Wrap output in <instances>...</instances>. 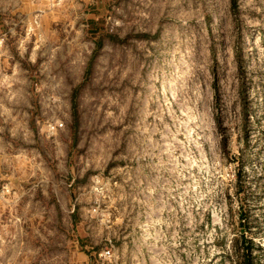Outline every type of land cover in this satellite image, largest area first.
Returning <instances> with one entry per match:
<instances>
[{
  "label": "rangeland",
  "instance_id": "obj_1",
  "mask_svg": "<svg viewBox=\"0 0 264 264\" xmlns=\"http://www.w3.org/2000/svg\"><path fill=\"white\" fill-rule=\"evenodd\" d=\"M0 35V264H264V0H0Z\"/></svg>",
  "mask_w": 264,
  "mask_h": 264
},
{
  "label": "built area",
  "instance_id": "obj_2",
  "mask_svg": "<svg viewBox=\"0 0 264 264\" xmlns=\"http://www.w3.org/2000/svg\"><path fill=\"white\" fill-rule=\"evenodd\" d=\"M52 1V7H60L65 1L67 0H51ZM110 19V18H109ZM37 23L34 21L33 25H36ZM31 25L29 27L27 32H34L36 30V27ZM5 38L3 35H0V57L3 56V46H4ZM42 128H44V131L47 133V135H51L52 133H56L60 128H63V123L60 120L55 121H48L44 122L42 125ZM93 186L92 190L97 194V196L103 197V193H109L110 188L112 185H116V182L112 181V178H100L98 176L95 177L93 180ZM9 193V187L7 183H2L0 185V197L3 198ZM91 213H94L96 217L104 224H110L111 222V213H106V210L100 209V204H97L95 207L92 208ZM98 257L109 261V262H116L117 255L114 253V247L112 245H109L105 249H102L98 253Z\"/></svg>",
  "mask_w": 264,
  "mask_h": 264
}]
</instances>
